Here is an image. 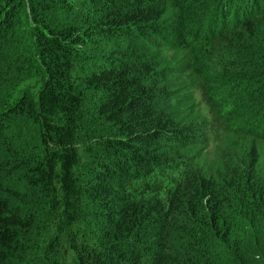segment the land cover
<instances>
[{"label":"trees","instance_id":"obj_1","mask_svg":"<svg viewBox=\"0 0 264 264\" xmlns=\"http://www.w3.org/2000/svg\"><path fill=\"white\" fill-rule=\"evenodd\" d=\"M262 144L264 0H0V264H264Z\"/></svg>","mask_w":264,"mask_h":264},{"label":"rangeland","instance_id":"obj_2","mask_svg":"<svg viewBox=\"0 0 264 264\" xmlns=\"http://www.w3.org/2000/svg\"><path fill=\"white\" fill-rule=\"evenodd\" d=\"M136 41V40H135ZM137 43L139 46L141 47H145L147 46L146 43L141 42L140 39L137 40ZM104 49V48H102ZM151 49V48H149ZM164 50V48H162ZM151 54H153V52H151ZM154 54H156L154 52ZM164 56H168V57H172V53L170 51L167 50L166 48V52H164ZM166 66H169V68L172 71V75H171V90L173 91H177L176 96L178 97L175 98V106H178L179 104L183 103L186 106H195V108H192L193 110H196L198 112V116L201 118V120H208L209 119V115H208V110H207V106L201 101L198 93H194V92H188L187 89L181 88L183 86L184 80H185V75L182 74V69L181 66L178 62H175L174 65L172 64H165ZM180 88V89H179ZM184 88H187L186 86ZM183 108V107H182ZM87 116L91 117V111L88 108L87 109ZM92 127L97 128L98 131H100V127L97 125H93ZM98 131L96 133H98ZM88 135L91 136L92 134L90 133V130L88 132ZM84 138V137H83ZM204 145L201 146L200 148L197 147L195 149L194 152V157H196L197 161H199V163L204 167H209L214 158H215V147H216V143L213 141L212 137L208 135V133H205V137H204ZM85 144L87 143V139H84ZM91 143L88 142V146ZM262 146L264 147V144H262ZM86 217H88L87 215H85Z\"/></svg>","mask_w":264,"mask_h":264}]
</instances>
